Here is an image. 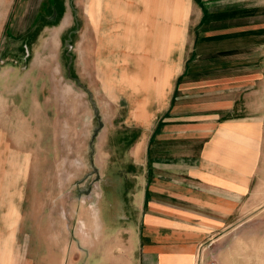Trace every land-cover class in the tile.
Masks as SVG:
<instances>
[{"label": "crops", "instance_id": "crops-1", "mask_svg": "<svg viewBox=\"0 0 264 264\" xmlns=\"http://www.w3.org/2000/svg\"><path fill=\"white\" fill-rule=\"evenodd\" d=\"M192 1L197 20L189 49L169 58L182 42L184 0H97L105 45L109 31L107 40L119 47L145 29L156 36L155 54H139L140 94L131 102L121 91L114 100L142 112L135 119L130 111L123 123L135 135L128 167L110 180L115 197L108 206L117 214L98 221L102 233H113L115 251L98 264H215L216 243L218 264H232L225 254L226 239L239 237L233 224L244 207L252 213L264 205V0ZM46 4L0 0V49L24 39L49 13ZM164 30L171 39L161 43ZM153 77L157 91L141 95ZM4 175L1 168V191ZM7 208L4 214L0 195V239L18 221L17 203Z\"/></svg>", "mask_w": 264, "mask_h": 264}, {"label": "rangeland", "instance_id": "rangeland-1", "mask_svg": "<svg viewBox=\"0 0 264 264\" xmlns=\"http://www.w3.org/2000/svg\"><path fill=\"white\" fill-rule=\"evenodd\" d=\"M184 2L182 42L169 58L186 54L197 20L195 2ZM46 3L49 13L40 15L35 28L0 49V169L6 183L0 195L4 214L10 213L8 202L18 208L12 234L4 228L0 239L2 264H98L115 251L113 233H102L98 221L102 216L109 223L117 214L108 206L115 197L110 180L128 167L126 150L135 135L123 123L128 125L130 111L135 119L142 112L120 108L122 97L114 100L127 91L133 102L141 91L134 73L140 55L155 54L156 36L145 29L147 41L139 43L137 35L119 47L106 31L105 45L97 0ZM168 38L164 30L158 40ZM152 81L147 78L141 95L157 91ZM248 211L244 207L233 224L239 237L226 239L232 264H264V205ZM212 256L218 264L217 243Z\"/></svg>", "mask_w": 264, "mask_h": 264}, {"label": "built area", "instance_id": "built-area-1", "mask_svg": "<svg viewBox=\"0 0 264 264\" xmlns=\"http://www.w3.org/2000/svg\"><path fill=\"white\" fill-rule=\"evenodd\" d=\"M209 264H213V263H209Z\"/></svg>", "mask_w": 264, "mask_h": 264}]
</instances>
